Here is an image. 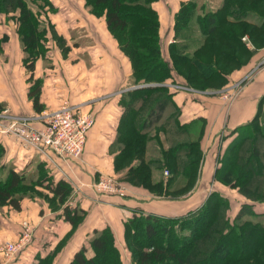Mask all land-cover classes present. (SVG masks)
<instances>
[{
  "label": "trees",
  "instance_id": "obj_1",
  "mask_svg": "<svg viewBox=\"0 0 264 264\" xmlns=\"http://www.w3.org/2000/svg\"><path fill=\"white\" fill-rule=\"evenodd\" d=\"M85 1L91 13L105 17L109 31L129 57L136 86L165 83L177 73L185 79V86L220 89L228 81L227 74L252 54L242 37L247 32L252 35L257 25L244 18L253 12L263 16L264 22V0H223L215 9L198 15L202 40L190 51V44L199 42L187 35L197 2H184L175 15L177 39L169 44L167 60L162 52L159 13L153 5L157 0ZM44 4L53 7L50 0H0V16L16 14L24 64L30 72L28 96L37 112L43 111L45 104L40 100L43 80L35 78V65L39 58L48 57L50 48L48 28L38 11ZM5 40L7 35L0 37V54ZM57 40L66 51L65 39L58 35ZM120 102L123 112L113 145L114 169L119 178L170 199L177 198L179 191H191L202 168L203 151L199 140L190 139L187 125L181 123V109L169 86H138L123 92ZM4 106L0 101V111ZM260 117L258 113L236 128L237 136L219 156L215 169L217 181L247 198L236 217L231 219L229 200L219 191L211 192L198 208L183 215L134 213L124 223L125 245L134 264H264V223L241 220L247 212L264 216V210L253 209L254 204L264 203V121ZM150 143L155 144V153L149 152ZM5 153L0 143V207L9 205L19 210L24 196L37 194L53 210L62 209L61 215L73 226L81 222L83 210L66 204L73 191L66 179L50 176L45 163L40 164L38 178L29 179L4 162ZM165 169L169 170L167 176ZM157 170L162 172L159 178L154 176ZM179 176H183L184 185L175 192ZM39 186L49 191L42 192ZM51 261L47 255L37 264ZM67 264L124 261L107 226L95 229L89 245L81 246Z\"/></svg>",
  "mask_w": 264,
  "mask_h": 264
},
{
  "label": "crops",
  "instance_id": "obj_2",
  "mask_svg": "<svg viewBox=\"0 0 264 264\" xmlns=\"http://www.w3.org/2000/svg\"><path fill=\"white\" fill-rule=\"evenodd\" d=\"M187 1L190 0H171L168 6L164 1L157 0L153 4L159 13L162 52L167 60L170 59L169 44L177 39L175 15L182 3ZM194 1L197 2V10L187 35L199 42H192L190 51L202 40L198 15L205 10L215 9L223 0ZM77 3L81 9H87L84 11L85 23L89 25L86 38L89 37L92 42L85 46L77 38L72 41L71 31L57 32L65 39L68 49L63 51L59 44H55L60 59L56 58L45 64L46 58L43 57L35 65V78L43 80L40 100L45 104V109L41 112L35 110L28 96L30 72L24 64L25 53L19 34L16 29H2V15L0 16V37L7 35L0 54V101L5 105L4 108H9V114L38 118L58 109L62 100L67 99L72 105H79L95 115V123L87 134L81 159L64 160L56 155H46L36 149L23 147L14 135L3 131L10 121L1 115L4 109L0 111V143L6 149L4 162L33 180L40 174V164L45 163L46 172L50 176L55 179L63 177L72 185L74 205L84 213L81 222L73 226L61 215L62 209L53 210L37 194L33 197L24 196L19 210L9 205L0 207V243L18 239L24 220L30 222L33 231L30 241L14 255L8 257L0 248V264H37L39 258L47 255L51 257L50 264H67L81 246L89 245L95 229L101 230L107 226L112 229L122 255L126 254L124 223L129 217L143 211L175 216L179 214L176 211L188 208L198 200L195 197L203 195V184L208 183L215 174L219 156L238 134L235 132L236 128L249 122L258 113L264 121L263 16L251 12L244 20L257 25V29L252 35L245 33L242 38L246 37L243 40L252 54L243 60L241 66L227 74L228 81L222 88L200 90L188 87L183 85L185 79L177 73L165 82L181 109L180 121L187 125L189 138L199 140L203 151L202 168L198 177L202 183L189 192L195 194L188 195L187 200L182 203H175L176 200L124 182L114 169L116 149L113 145L123 112L121 95L136 87L131 77V62L109 31L105 17L91 13L85 0ZM76 10L79 11L78 6ZM182 39L184 38H178L179 41ZM236 91V96L231 100L223 96L225 92ZM42 123L39 119L34 121L36 126H41ZM150 145L152 143L149 147ZM102 174H110L129 185L130 195L121 197L94 189L93 183ZM161 175L162 172L158 170L154 173L155 178ZM178 179L183 180V176ZM38 188L45 193L49 191L41 186ZM70 197L66 204H69ZM243 198L247 201L245 196ZM259 205L262 208L263 203ZM88 254H92L91 249Z\"/></svg>",
  "mask_w": 264,
  "mask_h": 264
},
{
  "label": "built area",
  "instance_id": "obj_3",
  "mask_svg": "<svg viewBox=\"0 0 264 264\" xmlns=\"http://www.w3.org/2000/svg\"><path fill=\"white\" fill-rule=\"evenodd\" d=\"M246 40V37L243 38ZM259 66H257L258 68ZM236 92L223 94L227 100L233 99ZM3 116L9 119L4 132L14 135L15 139L27 149H36L46 155H56L64 160L81 159L84 152L87 134L95 123V115L84 110L79 105H72L69 100L63 99L58 109L35 118L27 115L9 114V108L2 111ZM42 120L41 126L34 121ZM164 174L169 175L165 169ZM94 189L99 192L125 197L127 188L117 178L110 174H102L93 183ZM70 206L73 201L68 202ZM32 226L28 220L22 223L20 237L16 240H6L0 243V248L6 256L17 253L32 237Z\"/></svg>",
  "mask_w": 264,
  "mask_h": 264
},
{
  "label": "rangeland",
  "instance_id": "obj_4",
  "mask_svg": "<svg viewBox=\"0 0 264 264\" xmlns=\"http://www.w3.org/2000/svg\"><path fill=\"white\" fill-rule=\"evenodd\" d=\"M50 1L52 2L53 7L52 6L49 7V6L44 4L38 10V7L36 5H35L36 7L34 6L35 9H37L38 11L41 12V18H42V20L44 19L43 21L46 23L45 26H47V28H48V36H49L48 44L53 45L52 47L49 48V51L47 54L48 57L46 58L45 64L46 63L49 64V63L53 62L56 58L60 59V57H59V55L56 52V49L54 47L55 44L56 45L59 44V42L57 40V36H58V33H60V31H63V32L65 30L71 31L72 41L77 38V39H79L80 43L85 45V46H87L88 44H91V42H92L89 37L86 38V30L88 31L89 25L85 23V21H86L85 15L86 14L84 11H86L87 9L86 8L81 9L79 4L77 3V1H79V0H50ZM162 1L167 3L168 6L170 5L169 2H171V0H162ZM76 6H78L79 11L76 10ZM54 8H55V11H53ZM14 15H16L14 12H11L8 14H2V18H1L2 26H3L2 29H9V30H15L16 29L17 30L18 25H17V22L15 20ZM80 15H82V16H80ZM52 24H53V26H52ZM4 109H6V108H4ZM263 118H264V115H263ZM149 148H150L149 152L155 153V150H156L155 144L150 145ZM159 175L160 174H158V176ZM218 182L219 181H217L214 178V174H213V177L208 181V183L203 184L205 186V188L201 191V193L203 195L195 197V198H198V200H196L188 208H185L181 211H176L177 213L179 212V214H175V215L176 216L177 215H183V214L187 213L189 210L198 208L205 201L206 197L211 192L219 191L223 196H225L229 200V204H230L229 214H230L231 219H234L236 217L238 211L240 210L241 205L243 203H245L246 201L243 198L242 194L239 193V191L236 188H231L228 185L222 186ZM201 183H202V180H197V183H196L197 185H195V186L198 187V186H200ZM122 184L125 185L124 182ZM183 185H184V180L176 179V181H175V192L179 191V189H181V187ZM125 187L127 188V192H128L127 195H130V190H129L130 186L126 184ZM189 192L190 191H188L187 193L182 192L183 193L182 194L179 191V193H180V194L178 193L179 198L178 197L174 198V199H172V198L170 199L167 197H165V198L170 199V200H176L175 203H179V202L182 203V202L187 200V198L189 197L188 195L193 196L195 194V193H189ZM73 198H74V196L72 193V196L70 197L69 201H73V203H74L75 201ZM74 204H71V205H74ZM259 204L260 203L254 204V206H253L254 211H263L264 210V203H263L262 208ZM244 219H249L252 221H262L264 223V216L254 215V214H251L249 212L245 213L241 217V220H244ZM123 261H124V264H134V262L131 258V253L128 250V248H127L126 254H123Z\"/></svg>",
  "mask_w": 264,
  "mask_h": 264
},
{
  "label": "water",
  "instance_id": "obj_5",
  "mask_svg": "<svg viewBox=\"0 0 264 264\" xmlns=\"http://www.w3.org/2000/svg\"><path fill=\"white\" fill-rule=\"evenodd\" d=\"M148 85H159V86H163V85H166V83H156V84L151 83V84H143V85H138V86H148ZM138 86H136V87H138Z\"/></svg>",
  "mask_w": 264,
  "mask_h": 264
}]
</instances>
